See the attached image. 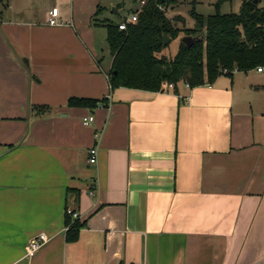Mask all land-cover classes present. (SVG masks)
Wrapping results in <instances>:
<instances>
[{"label": "crops", "instance_id": "0c3cea01", "mask_svg": "<svg viewBox=\"0 0 264 264\" xmlns=\"http://www.w3.org/2000/svg\"><path fill=\"white\" fill-rule=\"evenodd\" d=\"M105 9L0 0V264H264V67L112 88Z\"/></svg>", "mask_w": 264, "mask_h": 264}, {"label": "trees", "instance_id": "16d2710c", "mask_svg": "<svg viewBox=\"0 0 264 264\" xmlns=\"http://www.w3.org/2000/svg\"><path fill=\"white\" fill-rule=\"evenodd\" d=\"M138 3L141 0H133ZM224 0H221V2ZM263 0H242L238 13L210 16L192 12L195 28L179 26V17L171 18L169 9L176 0H146L135 22L120 30L119 24L106 23L108 45L113 55L109 71L112 88L128 87L163 91L165 82L178 87L185 82L190 88L213 83L224 75L223 69L248 71L264 67ZM219 5V4H218ZM184 22V19H183ZM205 32L204 40L187 46L185 34ZM179 40L171 58L163 45V36ZM231 75V74H230ZM98 100L72 98L71 106H96ZM68 215V214H67ZM68 239L78 238L86 226L79 218L67 217Z\"/></svg>", "mask_w": 264, "mask_h": 264}, {"label": "rangeland", "instance_id": "374dc122", "mask_svg": "<svg viewBox=\"0 0 264 264\" xmlns=\"http://www.w3.org/2000/svg\"><path fill=\"white\" fill-rule=\"evenodd\" d=\"M111 0H106V9L104 15L109 17L110 20L105 23L118 25L121 21H125L130 13L139 7V3H134L133 0H114V5L109 4ZM219 4V5H218ZM179 13L183 16L180 19L179 26L185 28H195L196 20L192 12L195 11L199 15L210 16L216 14L218 11L222 14L238 13L240 11L242 0H176L175 4ZM264 5V0L262 1ZM115 8L118 11L115 12ZM170 13V12H169ZM181 15H174L173 18ZM179 46V40L170 41L169 46L166 48L167 54L172 58L176 53Z\"/></svg>", "mask_w": 264, "mask_h": 264}, {"label": "built area", "instance_id": "2783aa9c", "mask_svg": "<svg viewBox=\"0 0 264 264\" xmlns=\"http://www.w3.org/2000/svg\"><path fill=\"white\" fill-rule=\"evenodd\" d=\"M146 4V0H141L139 3L138 9H136L134 12L130 13L129 17L125 20L119 23V29L120 30H126L127 26L131 22H135L138 19V15L140 11L142 10L143 6ZM49 24L54 26H62L65 25L66 22L59 19L58 10L56 8L49 11ZM259 71L263 70V67H258ZM238 71L237 68H234L232 70L225 68L223 69L224 75H230L234 72ZM168 87H173V84L165 82L163 84V90L168 89ZM95 118L93 115H88L83 118V123L85 125H91L94 122ZM99 133H97V138L99 137ZM88 156H89V162L91 164L97 163L98 160V148L96 146H93L87 150ZM67 214L70 215L73 219L79 218L78 214L72 210H67ZM49 240V237L46 233H40L36 236H34L30 242L27 245V255L28 256H34L43 246L45 243H47Z\"/></svg>", "mask_w": 264, "mask_h": 264}, {"label": "water", "instance_id": "95a60500", "mask_svg": "<svg viewBox=\"0 0 264 264\" xmlns=\"http://www.w3.org/2000/svg\"><path fill=\"white\" fill-rule=\"evenodd\" d=\"M204 34L205 32H198L197 34H185L182 36V41L187 45V46H192L195 42L197 41H202L204 40ZM170 38L166 35L163 36V45H166L169 43Z\"/></svg>", "mask_w": 264, "mask_h": 264}]
</instances>
